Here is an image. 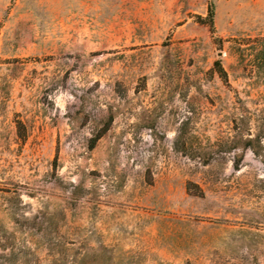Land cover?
Returning <instances> with one entry per match:
<instances>
[{
	"label": "rangeland",
	"instance_id": "374dc122",
	"mask_svg": "<svg viewBox=\"0 0 264 264\" xmlns=\"http://www.w3.org/2000/svg\"><path fill=\"white\" fill-rule=\"evenodd\" d=\"M0 264H264V0H0Z\"/></svg>",
	"mask_w": 264,
	"mask_h": 264
},
{
	"label": "trees",
	"instance_id": "16d2710c",
	"mask_svg": "<svg viewBox=\"0 0 264 264\" xmlns=\"http://www.w3.org/2000/svg\"><path fill=\"white\" fill-rule=\"evenodd\" d=\"M214 17H215V10H214V5L213 3L211 2L209 4V7H208V14L206 17H199V18H203V20H208L210 26H211V30L214 32V29H215V24H214ZM221 70L224 71L223 67L220 66ZM100 138V135L96 136L94 139H93V144H95L98 139Z\"/></svg>",
	"mask_w": 264,
	"mask_h": 264
}]
</instances>
